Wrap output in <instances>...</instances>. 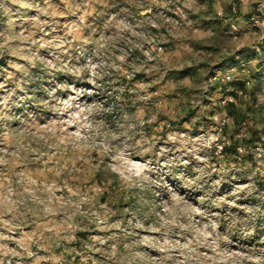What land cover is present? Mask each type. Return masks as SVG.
<instances>
[{
	"label": "rangeland",
	"instance_id": "obj_1",
	"mask_svg": "<svg viewBox=\"0 0 264 264\" xmlns=\"http://www.w3.org/2000/svg\"><path fill=\"white\" fill-rule=\"evenodd\" d=\"M260 2L0 0V264H264Z\"/></svg>",
	"mask_w": 264,
	"mask_h": 264
},
{
	"label": "trees",
	"instance_id": "obj_2",
	"mask_svg": "<svg viewBox=\"0 0 264 264\" xmlns=\"http://www.w3.org/2000/svg\"><path fill=\"white\" fill-rule=\"evenodd\" d=\"M234 84L241 85L246 91V83L244 80L236 79ZM247 92V91H246ZM256 89H252L250 94L254 96ZM236 94V93H235ZM254 99H248L241 101L240 103L228 102L225 106L227 114L230 117V123L226 126V135L228 137L227 142L224 144V152L227 153H238V147L243 145L246 149L250 150L253 146H256L259 142L264 144V117H262L261 122L255 119L256 125H253L247 132L241 133L244 121L246 120V108H254ZM256 102V100H255ZM246 108H244V105ZM259 106L258 110L263 111L264 105L257 103ZM259 124V125H258ZM107 193L104 192L102 195L103 200H106Z\"/></svg>",
	"mask_w": 264,
	"mask_h": 264
},
{
	"label": "built area",
	"instance_id": "obj_3",
	"mask_svg": "<svg viewBox=\"0 0 264 264\" xmlns=\"http://www.w3.org/2000/svg\"><path fill=\"white\" fill-rule=\"evenodd\" d=\"M259 11H262L263 12V9H264V0H261V2L259 3V6H258V8H257ZM252 19L256 22V23H258V22H260V19H261V16L260 15H253L252 16ZM264 21V20H263ZM231 99H233L232 97H231Z\"/></svg>",
	"mask_w": 264,
	"mask_h": 264
}]
</instances>
